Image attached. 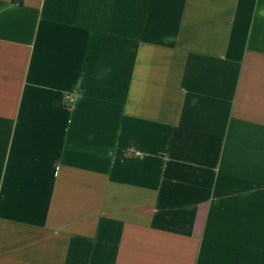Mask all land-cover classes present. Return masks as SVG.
I'll list each match as a JSON object with an SVG mask.
<instances>
[{
	"label": "crops",
	"instance_id": "0c3cea01",
	"mask_svg": "<svg viewBox=\"0 0 264 264\" xmlns=\"http://www.w3.org/2000/svg\"><path fill=\"white\" fill-rule=\"evenodd\" d=\"M0 264H264V0H0Z\"/></svg>",
	"mask_w": 264,
	"mask_h": 264
}]
</instances>
